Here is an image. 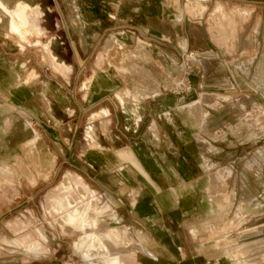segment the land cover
I'll return each instance as SVG.
<instances>
[{"label":"rangeland","instance_id":"1","mask_svg":"<svg viewBox=\"0 0 264 264\" xmlns=\"http://www.w3.org/2000/svg\"><path fill=\"white\" fill-rule=\"evenodd\" d=\"M89 1L0 0V67L14 71L13 77L20 76L18 85L23 81L25 86V98L16 105L12 97L18 90L1 70L0 264H91L83 256L84 247L79 252L76 248L82 233L74 227L63 229L59 223L69 211L64 198L72 196V191L66 192L63 179L68 177L71 183L82 177L95 190L84 168L89 159L85 151L97 152L100 140L111 135L110 127L106 132L104 117L113 109L117 113V101L111 94L96 106L83 107L84 92L80 88L94 71L83 84L90 99L96 93L102 94L100 82L106 76L120 75L124 82L130 68L141 71L132 72L131 86L144 81L160 82L164 94L190 96L182 100V107L171 112L181 119L177 124L184 132L187 149L195 151L177 154L174 161L186 156L200 169V201L186 222L192 233L191 246L201 247L199 264H264V0H224L231 6L242 4L249 12L234 10L241 20L235 21L219 4L209 19V30L207 24L202 25L209 48L231 53L220 57L223 64L218 71L205 73L199 60L213 58V54L201 55L196 49L184 51L176 59L177 64L169 60L166 69L158 62L161 53H142L139 40L140 53L127 51H134L136 46L117 41L115 33L127 29L115 27L119 11L103 9V4L115 0H99L103 10L98 19ZM153 1L157 5L161 0ZM140 3L145 9L131 10L135 15L131 16V31L138 34L139 30L148 36L142 17L151 0H135L134 6ZM207 3L187 0L183 12L199 18ZM168 6L164 1L163 12ZM136 15H140L138 20ZM85 19L88 25L81 23ZM187 29H193L191 24ZM96 32L98 40L89 43L92 52L81 53L80 39H91ZM67 35L72 38L73 50ZM190 54L192 60L188 58ZM188 60L190 65L200 64L201 73L195 71L187 79L182 65ZM172 65L175 67L170 68ZM79 67L84 68L80 77L76 74ZM214 78L219 88L198 89L200 95L192 102L194 82L211 85L210 79ZM65 97L71 99L72 110H64L66 114L61 115L57 109L58 105L66 109L61 100ZM116 98L130 119L131 114L139 118L142 98L137 92L122 87L116 91ZM47 99L56 100L53 110ZM94 114L99 116L92 117ZM165 117L177 125L169 113ZM49 165L50 172L46 170ZM73 188L79 205L93 200L91 196L84 199L77 186ZM107 212L106 208L103 212L101 208L92 209L96 229L107 228L117 234L120 252L116 254L107 247L106 253L121 254L124 264H158L156 254L146 245V237L135 231L137 225L131 224L130 233L112 225L118 223L116 218L114 223L111 216L97 217ZM143 215L151 219V210L143 211ZM13 241H21L15 243L18 249Z\"/></svg>","mask_w":264,"mask_h":264},{"label":"crops","instance_id":"2","mask_svg":"<svg viewBox=\"0 0 264 264\" xmlns=\"http://www.w3.org/2000/svg\"><path fill=\"white\" fill-rule=\"evenodd\" d=\"M134 1L115 0V2L110 1V3L107 2L105 5L99 0H90L89 2L94 6L96 12L94 18L96 19L100 18V10L104 8L108 11H119V23H116L115 27L127 29L115 33L117 41L123 43L125 46L131 43H134V47L136 46L134 51H127L140 53V49L138 48L139 40L142 53H153V55L154 53H161L158 62L160 65L163 63L165 69L170 63L169 60L173 64H177L176 59L178 60L179 57L185 54L183 53L184 51L190 49H196L201 55L211 56L213 54V58L199 60L204 73L212 69L218 71L223 64L220 61V57L231 53H220L209 48V44L206 42L201 30L202 25L207 24L209 30V19L220 5L235 21L241 20L238 14L233 13L234 10L240 9L246 13L249 12V9L242 4L231 6L224 0H207L208 3L205 5L203 15L199 18H194L187 12H183L187 0H182L181 2L179 0L170 2L169 0H161L157 5L151 0V4L149 3L142 17L145 26L148 27L145 31L148 32L149 37L148 34L146 36L139 30L138 34L136 31H131V16H135L131 14V10L135 9L140 12L144 8L142 7L143 3H140L137 7L134 6ZM164 1H167L169 5L165 12H163ZM99 3L103 4V9L99 8ZM54 9L56 10L55 5ZM77 9L80 11L79 3H77ZM81 15L82 13H80ZM206 16L207 18H205ZM136 18L138 20L140 15H136ZM132 20L134 21V18ZM98 22L101 23L100 21ZM81 23L85 25L89 24L87 19ZM48 24L52 25L50 19ZM190 24L193 29H187V26ZM98 36L96 32L94 37H90L91 39H87L88 37L80 39L79 42L82 46L81 53L92 52L90 50L92 45H89V43L98 40ZM71 41L72 38L70 35H67L70 50H73ZM170 44H175V47ZM130 47L133 46L130 45ZM172 67H175V65H172L170 68ZM1 70L9 75L7 80L14 83L18 90L12 97L15 104L22 103L25 98V86L23 85V81L20 86L18 85V78L20 76L13 77L11 73L14 71L10 73L8 67H0V75L3 74ZM72 71L73 69H70L69 73ZM129 71L130 74L125 76L124 82L121 80L120 75L115 74L113 77L106 76V79L100 82V87L104 90L102 94L96 93L90 99L88 98L89 95H86L87 90L83 88V84L94 71L81 83L80 89L84 92L82 99L83 107L96 106L109 95L113 94L117 101V103L114 102L117 113L113 109L111 113L104 117L106 120L103 123L105 124L106 132L108 134L107 127H110L111 135H107L102 141L100 140L101 147L99 150L90 153L89 149L85 151L86 154L88 153L89 159L85 161L86 165L84 168L88 180L95 190L90 188L82 177H79L76 182H71L72 184L69 182L70 179L65 177L63 179V186L64 188L66 187V192L72 191V196L69 197L75 202L77 200L73 196V186H77L78 192L84 199H88L91 196L96 202V208H101L102 212L104 208L109 210L107 213L97 214V217L111 216L113 222L116 218L118 223L114 222L115 224H112L116 228L124 227L131 233V224L137 225L135 231L142 233L146 237V245H149L148 249L156 254L158 264H199L201 260V247L191 246L193 243L191 239L192 233L191 229L187 227L186 222L189 221V217L193 216L195 203L200 201L199 194L201 195L202 192L201 181L198 180L200 169L197 167V162L188 161L185 158L186 156H182L181 161H174V159H177V154L185 155L194 153L195 151L187 149L188 147L184 144V132L179 131L181 127L177 124L181 119L175 118L177 116H174L171 112L177 111L178 107H182L180 106L182 100H185L187 96L190 98V96L178 98L173 95L164 94L161 90L162 84L160 82L144 81V83L141 82L135 84V86H131V74L134 70L130 68ZM83 72L84 68L81 69L79 67L76 74L80 77ZM144 72L146 73L147 71H143V74ZM202 81L204 82V78ZM210 82H213V84L207 85V83H204L203 85L200 81L194 82L195 89L194 93L191 94L192 102L193 100L196 101L195 99L200 95V93H197L198 89L219 88L217 86V83H219L217 79H210ZM122 87H127L141 96L142 109H140L139 118L131 114L130 119L116 98V91ZM47 88L52 90L50 86H47ZM55 93L57 94V92ZM218 95L229 96L224 94ZM122 97L124 96L122 95ZM61 100L64 102L66 109H62L58 105L57 113L65 115L67 110H72L71 99L65 97ZM47 101L51 104L50 109L53 110V102L56 100L52 102L50 99H47ZM120 108L122 109V114L119 113ZM166 113L171 115L173 123L177 124L176 126L166 119ZM97 116L99 115L94 114L92 117L97 118ZM184 118L187 119V115ZM193 118H195L194 115ZM70 132H72V129H70ZM176 136L180 138L179 140L182 143L177 140ZM173 139L176 140V143ZM197 152L199 153V150ZM51 168L49 165L46 170L50 172ZM68 184L70 188H67ZM69 197L65 196L66 199L64 198L66 204H68L67 198ZM90 202L88 200L86 204ZM81 205L84 204L81 203ZM146 210H151V219L148 218V215H143V211ZM20 242L13 241L12 245L18 249L19 245L17 246L15 243ZM31 247L32 249L35 248V244L32 243Z\"/></svg>","mask_w":264,"mask_h":264},{"label":"bare ground","instance_id":"3","mask_svg":"<svg viewBox=\"0 0 264 264\" xmlns=\"http://www.w3.org/2000/svg\"><path fill=\"white\" fill-rule=\"evenodd\" d=\"M0 4L2 5L1 2ZM14 14L17 16L15 11ZM68 188H70L69 184ZM67 202L69 211L60 218L59 223L63 229L74 227L82 233L79 242L76 245L78 252L81 247H84L83 256L88 258L91 264H124L120 261L119 255L121 254L112 256L109 253H106L107 247H110L116 254L120 252L115 231L107 228L97 230V222L92 223L94 216H96L92 213V209L96 208V202L93 200L89 204L78 205L77 202L70 197L67 198ZM150 255L153 256V254Z\"/></svg>","mask_w":264,"mask_h":264},{"label":"built area","instance_id":"4","mask_svg":"<svg viewBox=\"0 0 264 264\" xmlns=\"http://www.w3.org/2000/svg\"><path fill=\"white\" fill-rule=\"evenodd\" d=\"M192 55L190 54L189 56H188V58H190L191 60H192V57H191ZM189 60L185 63H183V65H182V68L184 69V71H185V76H186V78L188 79L195 71H197L198 73H201V68H200V64L198 65V66H194V65H190L189 64ZM184 82H182V84H183ZM188 85H189V91H190V89H191V82L189 81L188 82ZM180 86H181V84H180ZM68 264H75V263H68Z\"/></svg>","mask_w":264,"mask_h":264}]
</instances>
